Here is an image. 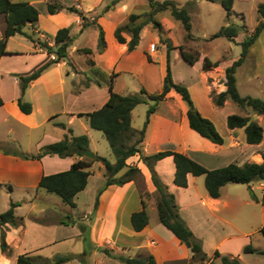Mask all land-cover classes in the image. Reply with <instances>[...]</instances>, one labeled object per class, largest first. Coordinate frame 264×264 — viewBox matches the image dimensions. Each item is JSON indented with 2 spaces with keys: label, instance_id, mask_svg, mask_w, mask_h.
Listing matches in <instances>:
<instances>
[{
  "label": "crops",
  "instance_id": "crops-1",
  "mask_svg": "<svg viewBox=\"0 0 264 264\" xmlns=\"http://www.w3.org/2000/svg\"><path fill=\"white\" fill-rule=\"evenodd\" d=\"M30 3L32 2L30 1ZM67 12L69 11L63 9L56 14H49L50 19L54 22L60 18L67 20L64 23H57L53 30L55 34L60 28L69 27L70 22L73 20L69 18L72 15ZM1 15L4 16L5 20L3 28L0 31V36L3 37L7 23L5 15ZM72 17L74 18V16ZM28 25L30 24L25 26V31H28ZM13 36L9 38L7 43L8 53L3 55L0 61L6 55L21 53V51L15 52L16 50H10L8 47L9 41ZM106 40L107 47L104 52L100 53L101 55L106 53L108 47H111V43L115 44L116 42L128 50L126 43H119L116 39L111 42L107 36ZM36 46L40 50H45L33 43V47L30 48L28 53L43 54L45 58L24 75L30 74L53 58L47 54L46 50V52L35 51ZM71 65L69 59L53 63L30 83L23 95L24 99L32 104V111L30 113L22 112L18 106V98L21 96L19 75L22 74L10 73L14 75L15 85L14 91L10 96L6 95L4 91L5 87L2 88L0 85V96L4 100L3 105L0 106V129L4 128L7 132H12L14 125L28 132L39 129L44 130L42 137L37 139L33 151L29 153L24 152V154L30 156L29 158L16 155L15 151H18L16 149L5 148L7 145L11 146L9 143L11 141L7 140L0 133V182L6 184L1 189L0 196H2V192L5 189L8 191V194H12L16 188L30 191L35 189L34 196L27 199V202L31 203L32 212L25 215L19 214L20 203L14 209V222H8L0 226V264H16L17 256L20 254L28 256L36 264H44L45 261H52L57 256L63 255L75 256L63 264H127L101 251V248H106L114 254L127 256H147L152 254L156 258L157 264H198L191 261L193 255L191 249L160 221L156 203L157 189L153 184L149 167L140 159V155L138 154L127 159L128 165L140 168V172L135 179L123 185H108L100 193L97 205H95V201L98 190L106 179L105 167L100 161L101 164H98V166L95 165L96 161H94L91 167L88 168L90 171L88 183L85 189L78 192L75 196V207L59 200L54 201V198H51V196L42 197V202H38L39 193L43 189L38 186L42 176L67 170L80 158L76 155L60 157L57 154H47L40 158L32 157L33 155H37L43 146L63 139L69 128H71L73 135L87 134L89 137V148L96 154H99L96 145H94L95 137L92 136L93 133L91 134V129L94 128L90 126L88 117L86 115L80 116V114H86L99 109L107 102L110 97V82H86L78 74L79 71L85 72V70H81L78 67H76L77 72L76 70H70L69 66ZM95 65L100 67L101 70L107 69V67L105 68L102 65L98 66L100 65L98 63ZM87 83L89 84L88 86ZM204 83L206 94L209 96L210 86L207 82ZM105 85L108 87V91L106 94H100L98 88ZM224 89L225 86L220 84L217 92ZM114 90L116 91L115 83ZM171 94L181 98L174 90H171L167 96ZM96 98L97 101L100 100V103L96 102ZM209 99H211L210 96ZM228 102L227 100L225 105ZM87 104L93 107L87 108ZM183 104L185 105V103ZM155 112L150 117L141 146L143 153L150 155L161 150L164 145H171L175 150L183 152L199 163L206 165L204 157H209L206 148L217 149L220 144L213 143L191 129L188 123L187 110L182 117L181 123L175 119L162 117L159 128L154 130ZM254 116H256V120L261 115L255 114ZM84 119L88 121L90 128L83 122ZM58 123H64L66 127L64 128ZM46 124L50 126L51 130H46ZM230 130V145L244 150L243 152H247L248 154L246 159H242L244 162L238 164L246 162L261 163L263 160L262 154L264 153V138L259 144H249L246 141L244 128ZM15 140L17 139L15 138ZM245 141L249 145L245 144ZM153 143H156L157 150L150 153V147ZM154 168L160 180L167 185L169 192L175 195L181 217L192 229L194 235L202 241L203 249L207 236L205 230H208L209 223L217 226V222L210 221L212 216L216 217V221L218 219L221 225L231 224V221L219 218L218 213L222 208L230 209L235 206L238 207L240 200H228L224 198L223 189L225 185L221 189V196L219 198L211 197L207 189L206 191H202L200 184H204L205 186V177L203 178L202 175L195 176L188 174V186L181 187L176 185L174 183L176 167L171 155L158 160ZM125 170L126 168L122 172ZM8 185H11V190L7 188ZM252 185L253 183H250L249 188L254 191ZM261 190V195H256L259 199L262 198L264 188ZM143 200L145 203H143ZM11 201L19 202L10 198V201L0 210V216L10 207ZM251 201L260 206L263 213L262 227L264 225V203L253 200L250 195L248 198H242L243 204L251 203ZM144 207L148 214V224L141 231H136L131 223V215L135 211L142 210ZM200 224L208 226L204 230L199 228ZM2 228L6 233V241L13 250L11 255H7L1 249ZM216 230L217 228L211 231L208 236H214ZM238 231L233 234H222L218 237L221 240H229L235 237ZM219 246V244L215 245V249L211 254L204 251L210 257H213L215 251L219 250L222 255L238 257L242 262L239 253L235 255L222 252ZM213 259L216 263L220 261V257ZM216 263L207 262L203 264Z\"/></svg>",
  "mask_w": 264,
  "mask_h": 264
},
{
  "label": "rangeland",
  "instance_id": "rangeland-1",
  "mask_svg": "<svg viewBox=\"0 0 264 264\" xmlns=\"http://www.w3.org/2000/svg\"><path fill=\"white\" fill-rule=\"evenodd\" d=\"M15 1H31L40 11L39 21L34 25H28L29 33H34L35 37L47 41L54 45L52 36L55 35L53 30L57 23H64L66 19H58L55 22L50 19L47 11V3L50 0H15ZM59 1L66 5H74L80 9L87 20L91 21L97 18L98 22L102 24L108 40H114V32L118 26H126L129 23L131 14L139 15L138 22L147 18L152 11L148 0H121L115 4L110 10L103 12L106 5L110 4L112 0H51ZM164 1V0H157ZM179 7H185L189 10L191 15V37H188V32L184 28L181 21L175 19L170 10L157 12L154 17L156 22H149L146 24L140 33V42L137 48L129 52L124 46L117 42L111 43L106 53L101 55L98 50V36L99 29L96 26L86 28L80 31L83 22L82 16L77 13L67 12L72 20L69 28L73 36L72 46L69 48V60L71 61L70 70L78 71L76 67L85 72H78L80 78H84L86 82H110V79L115 80L116 92L127 95L138 92L141 87H145L150 93L160 92L163 85V79L166 74L167 64V46H172L170 51V65L172 75L176 82L185 84L191 93L192 99L197 109L203 113L204 116L211 119L218 131L224 137L225 141L218 148H206L209 157H204L205 165L208 168H214L221 165H226L230 162L242 163L248 157L247 152L239 148L232 147L231 144V130L227 126V116L231 113L241 114L243 116H253L256 114L251 107H241L231 100L223 107L216 106L212 98L209 96L213 90L217 92L220 86V81L224 75V68L231 65L242 52V45L240 44L244 38L253 33L256 26L263 21L258 8L264 0H234L233 8L228 10L221 4L220 0H174ZM72 13V14H71ZM4 16H0V31L3 28ZM228 24H235L239 28V35L235 41H230L226 37L213 35L219 29ZM127 40L130 39L128 29L123 31ZM156 43L157 51H150V44ZM127 45V44H126ZM10 50L21 51L20 54H10L4 56L0 61V85L5 87L6 95L10 96L14 91V75L11 72L18 74H26L33 69L39 62L45 58L43 54H30V48L33 43L21 36H13L8 44ZM90 47L93 49L92 54L88 55L80 51L79 48ZM107 47V46H106ZM35 51L46 52L38 49ZM185 52L191 57L188 60L184 56ZM51 58L54 54L47 53ZM150 55L152 62H149L147 56ZM90 59L95 60L98 66L107 67L106 70H101L96 65L89 63ZM207 61L219 62L218 67L203 68V64ZM74 63V64H73ZM64 68V67H63ZM84 73V74H83ZM236 81L239 93L242 96L250 95L259 97L264 100V31L258 37L254 44L250 47L249 54L245 62L238 67L236 72ZM105 82V83H106ZM210 86L209 96L205 91V83ZM108 87L102 86L98 88L100 94H106ZM211 97V96H210ZM182 98L171 94L168 95L157 106L154 119V130L158 129L161 124L162 117L175 119L179 123L182 122V117L185 115L187 107L183 104ZM96 102L100 103V100ZM151 102L138 104L132 113V126L134 128H142L146 120L147 110ZM88 107H93L89 106ZM264 127V116L261 115L256 118ZM89 126L86 119L83 120ZM46 130L49 131L50 126L46 124ZM12 132H7L4 128L0 129L1 135L5 137L11 144L5 148L16 149L21 153L31 152L39 137H42L44 130H34L28 132L14 126ZM90 128V126H89ZM94 138V145H96L99 154L108 158L111 162H115L116 157L111 150L108 140L101 131L91 129ZM17 139L14 141V139ZM193 139V138H190ZM245 144L246 141H245ZM14 145V146H12ZM249 145V144H247ZM92 150V149H91ZM153 153L157 150L156 143L150 147ZM93 151V150H92ZM243 152V153H242ZM89 159L87 157H84ZM238 160V162H236ZM99 161L95 162L98 166ZM204 178V175H202ZM200 177V178H202ZM252 188L256 195H261V189L264 188V180H256L252 182ZM250 184L228 182L224 189V198L228 200H240V205L234 208H222L218 213V217L231 221V224L221 225L216 217L212 216L210 221L217 222L215 224L209 223L208 232L205 228L206 224H200L199 228L206 232V242L204 243V250L211 254L215 249V245H220V250L226 253L240 254L242 264H264V254L259 251L264 250V235L261 232L262 216L260 206L256 205L254 201L251 203H242V198L251 196ZM202 191H206L204 184H200ZM33 190H23L16 188L12 194H8L5 189L0 196V210L12 198L14 201H19L21 207L19 214L25 215L32 212L31 203L27 202L34 196ZM38 202H42V197L51 196L54 201H62V199L55 193H48L42 189L39 193ZM185 197V196H184ZM186 198V197H185ZM261 198V197H260ZM187 199V198H186ZM260 200V199H259ZM200 223V222H199ZM214 236L209 237L211 231L215 229ZM237 230L235 237L229 240H221L218 236L222 234H233ZM251 244L256 251L244 252V245Z\"/></svg>",
  "mask_w": 264,
  "mask_h": 264
},
{
  "label": "trees",
  "instance_id": "trees-1",
  "mask_svg": "<svg viewBox=\"0 0 264 264\" xmlns=\"http://www.w3.org/2000/svg\"><path fill=\"white\" fill-rule=\"evenodd\" d=\"M121 0H112L110 4H107L104 11L110 10L115 4ZM214 1V0H213ZM221 4L230 11L233 8L234 0H220ZM152 11L148 14L147 18L138 22L139 15L131 14L129 23L126 26H118L115 29L114 37L119 43H126L129 52L134 51L140 42V33L143 27L149 22L159 24L156 22L154 15L159 11L170 10L173 17L181 21L184 28L188 32V37H191V15L187 8L179 7L174 0H148ZM63 9L69 12L77 13L82 16L83 22L80 27V31H84L90 26H96L99 29L98 36V50L100 53L104 52L107 46L106 34L103 26L98 22L97 18L91 21L87 20L83 12L76 6H65L59 1H48L47 11L49 14H56ZM261 16L264 18V2L259 5L258 8ZM0 14H4L6 17V29L4 36H0V59L3 55L7 54V43L11 36L21 34L31 40L34 44L44 48L48 53L55 56L46 64L42 65L38 69L34 70L28 75H19L21 96L18 98V106L24 113H30L32 111L31 102L24 99L23 95L30 85V83L38 78L45 69L51 64L58 63L68 59V51L73 43V36L71 35L69 27L60 28L55 35L52 36L54 45L49 44L47 41L35 37L34 33L25 31V26L30 24L34 26L38 20L40 11L38 8L29 1H15V0H0ZM128 29L130 33V39L127 40L123 34V31ZM264 31V22L261 21L255 28L252 34L246 36L242 45V52L240 56L233 61V63L224 68V75L220 84L225 86V89L216 92L213 90L210 94L213 103L218 106H224L227 100H231L241 107L249 106L254 113L264 114V100L259 97H253L250 95L242 96L239 93L237 87L236 72L239 66H241L248 57L250 47L261 33ZM239 35V28L235 24H228L222 26L213 37L223 36L230 41H235ZM172 46H167V64L166 74L163 79V85L160 92L150 93L145 87H141L138 92L131 94H121L114 90V79H110V97L107 102L99 109L91 111L86 114H80V116L86 115L89 119L90 126L96 130L101 131L109 142L112 152L114 153L116 160L111 162L105 156L96 154L95 159H86L82 155V151L89 148V137L87 134L73 135L72 129L69 128L65 137L59 141L47 144L42 147L41 151L37 155L32 157H42L43 155L57 154L60 157L66 156H79L69 169L43 175L39 181V187L45 189L47 192L57 194L64 203L75 207V196L78 192L85 189L88 183V177L91 167L94 161H100L105 167V182L98 190L95 205L98 204L100 193L111 184L123 185L129 181L135 179L139 174L140 168L134 165H128L127 159L134 155H140L151 172L153 184L157 189V209L159 218L162 224L167 227L172 233L184 242L192 251V263L203 264L207 262L216 263L213 258L220 257V261L216 264H241L238 257H230L229 255H222L219 250H216L213 257H210L203 249V243L198 239L192 229L187 225L185 220L179 213V207L176 202L175 195L169 192L167 185H165L158 175L156 174L154 165L155 163L166 157L173 156L176 171L174 177V183L181 187L188 186V174L195 176L204 175L205 187L209 195L213 198H219L221 196V189L228 182L250 184L256 180H264L261 178V174L264 175V153L262 154V162H246L238 164L231 162L227 165L217 168H207L203 164L194 160L187 154L177 151L171 145H164L162 149L146 155L142 151V143L145 138L147 126L150 121L151 115L156 111L158 104L163 101L167 94L174 90L177 92L183 102L187 106V118L191 129L195 130L202 137L209 139L213 143L222 145L225 141L224 137L218 131L215 123L204 116L196 107L189 88L180 82H176L172 75V69L170 65V51ZM81 52L85 54H92L93 49L90 47L79 48ZM184 56L191 60V57L185 52ZM149 62H152L150 55L147 56ZM89 63L95 65V60L90 59ZM219 62L207 61L203 64V68L218 67ZM89 84L87 83V86ZM151 102L146 114V120L144 125L140 129H136L132 126V111L141 103ZM4 100L0 96V106L3 105ZM227 126L230 129L244 128L246 141L249 144H259L264 138V129L250 116H243L237 113H231L226 119ZM62 127H66L64 123H58ZM16 155H20L24 158H29L28 154L15 151ZM126 170L122 172L124 169ZM6 184L0 182V191ZM9 190L12 189L11 185H8ZM251 197L253 200L261 201L264 203V191L262 198L256 196L255 192L251 189ZM143 203L145 201L143 200ZM20 205V202L11 201L10 207L1 214L0 226L8 222H14L15 215L14 209ZM146 206V204H144ZM131 223L136 231H141L148 224V214L145 207L142 210L135 211L131 215ZM261 232L264 235V225L261 227ZM6 233L2 228L1 231V249L7 255H11L13 250L6 241ZM108 255L120 259L127 264H157L154 255L149 254L147 256H127L122 254H114L108 249H100ZM256 249L247 244L244 247V252H254ZM264 254V250L259 251ZM84 255V253H83ZM75 256L63 255L57 256L52 261H45L44 264H63ZM16 264H36L28 256L20 254L17 256Z\"/></svg>",
  "mask_w": 264,
  "mask_h": 264
},
{
  "label": "water",
  "instance_id": "water-1",
  "mask_svg": "<svg viewBox=\"0 0 264 264\" xmlns=\"http://www.w3.org/2000/svg\"><path fill=\"white\" fill-rule=\"evenodd\" d=\"M255 117L256 116H254V118H253L254 120H255ZM82 155L84 157H87V158H90V159H95L96 158V153L94 151H92L90 148L83 150L82 151ZM260 176H261L262 179H264V175L263 174H261Z\"/></svg>",
  "mask_w": 264,
  "mask_h": 264
},
{
  "label": "built area",
  "instance_id": "built-area-1",
  "mask_svg": "<svg viewBox=\"0 0 264 264\" xmlns=\"http://www.w3.org/2000/svg\"><path fill=\"white\" fill-rule=\"evenodd\" d=\"M150 51H152V52L157 51V45H156V43H151L150 44Z\"/></svg>",
  "mask_w": 264,
  "mask_h": 264
}]
</instances>
